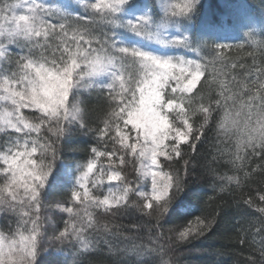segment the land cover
<instances>
[{
	"label": "snow or ice",
	"instance_id": "1",
	"mask_svg": "<svg viewBox=\"0 0 264 264\" xmlns=\"http://www.w3.org/2000/svg\"><path fill=\"white\" fill-rule=\"evenodd\" d=\"M203 8L0 0V264H183L197 173L264 264V18L230 42Z\"/></svg>",
	"mask_w": 264,
	"mask_h": 264
},
{
	"label": "trees",
	"instance_id": "2",
	"mask_svg": "<svg viewBox=\"0 0 264 264\" xmlns=\"http://www.w3.org/2000/svg\"><path fill=\"white\" fill-rule=\"evenodd\" d=\"M202 2L204 8L197 20V28L211 24L217 37L218 31L228 29L234 38L233 42L241 37L243 28L264 18V0H202ZM231 55L244 56L245 53L240 51ZM193 178L196 180L197 191L201 193L200 205L204 206V202H207V210L210 213H219L218 225L206 238L195 243L193 251L185 252L180 257L183 264H243L250 256L259 260L258 250L237 243L236 206L232 197L226 193L213 191L211 183L199 177L198 173ZM260 186L258 181H253L254 188ZM96 259L100 264H107V258L103 255Z\"/></svg>",
	"mask_w": 264,
	"mask_h": 264
},
{
	"label": "rangeland",
	"instance_id": "3",
	"mask_svg": "<svg viewBox=\"0 0 264 264\" xmlns=\"http://www.w3.org/2000/svg\"><path fill=\"white\" fill-rule=\"evenodd\" d=\"M250 23V22H249ZM223 31H218L217 32V35L219 38H222V39H225V40H228L230 42H233L234 41V38L232 36V33L230 30L228 29H222Z\"/></svg>",
	"mask_w": 264,
	"mask_h": 264
}]
</instances>
